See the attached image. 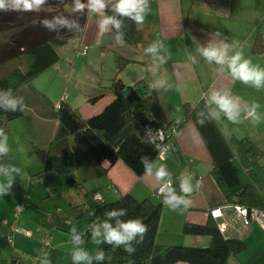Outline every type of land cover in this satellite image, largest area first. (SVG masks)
<instances>
[{"label": "trees", "instance_id": "1", "mask_svg": "<svg viewBox=\"0 0 264 264\" xmlns=\"http://www.w3.org/2000/svg\"><path fill=\"white\" fill-rule=\"evenodd\" d=\"M72 6L73 0H48L39 13L0 12V38H3L0 41V65H11L8 73L0 77V89H11L14 96L23 99L21 110H0V128L9 135V123L24 119L30 155L42 163L41 171L36 176L51 192L63 197L75 220L86 219L89 225L97 218L103 219V214L110 209L125 208L128 214L122 219L138 217L148 226L143 242L134 245L136 251L131 255L121 248L99 246L105 251L104 264H226L230 257L242 252L245 245L241 239L226 238L220 234L213 218L209 217L199 225L185 222L182 230L185 235L208 237L207 247L158 245L156 236L164 205L161 197L157 203L149 199L137 201L129 194L110 201L102 196L93 199L85 192L84 185L106 171L97 169L98 172L90 176L81 171L89 166L98 168L104 161L109 165L121 161L140 177L144 173L140 157L148 156L153 162L158 158L154 146L144 142L145 130L150 128L154 132L161 129L164 140H156V143L168 146L174 131L186 121H191L208 150L212 163L211 177L222 198L221 202L210 205L207 211L231 205L264 212V155L247 138H233L229 142L215 120L200 126L196 122V114H207L210 110L203 99L193 105L184 104L180 122L169 119L159 94L146 79L126 86L116 77L108 87L98 89L96 94L89 97V103L94 104L107 94L112 95L113 99L100 113L87 119L65 100H61L59 107L55 108L56 105H52L29 84L58 61L59 49L70 39L76 38L85 25L87 11L83 14L73 13ZM108 14L113 13L109 11ZM57 15L76 19L80 30L51 32L40 25V20ZM124 23L125 43L135 48L142 42V29L138 30L130 20ZM253 52L264 53V39L259 35L255 39ZM115 62L117 73L134 63L118 55ZM35 98L49 107V117L57 122L56 132L47 150L37 145L31 134L29 116L25 112L27 100ZM9 161L8 154L0 157V165L9 166ZM174 181L179 192V186ZM86 238H90V235Z\"/></svg>", "mask_w": 264, "mask_h": 264}, {"label": "crops", "instance_id": "2", "mask_svg": "<svg viewBox=\"0 0 264 264\" xmlns=\"http://www.w3.org/2000/svg\"><path fill=\"white\" fill-rule=\"evenodd\" d=\"M149 3L151 12L141 28L142 42L135 48L126 43L123 46L115 45L113 34L101 36L97 28L99 17L87 13L85 25L76 37L79 43L73 46L75 44L73 42L71 49L76 58L85 57L84 60H91L89 57L91 56L94 64L99 67L103 63L104 56H109L111 74L107 78L97 76L95 85L90 83V90L87 93H79L80 98L77 104L76 98L71 100L69 96L66 103L70 107L78 110L85 119L100 113L112 101L113 96L107 94L94 104L89 103L88 99L96 94L98 89L108 87L117 77L126 86L143 79L150 84L155 80L167 81L170 85L167 91L163 88L156 91L161 98L166 116L177 122L183 118L184 104L193 105L203 99L208 105L207 97L211 89L226 91L232 96L241 97L248 103H258L260 105L258 111L264 115V88L257 90L233 80L226 72H219L218 66L208 63L198 52V48L226 37V42H236L239 45L237 50L241 51L253 64L264 68V53L253 52L256 37L259 35L264 39V0H149ZM217 32L222 35L216 36ZM154 41L163 43L164 48L159 54L167 59V62L159 68L153 67V57L144 53V48ZM83 46L88 49L86 55L80 56L77 51ZM116 55L134 62L122 68L121 72L124 71L128 75L129 72L135 71L137 81L124 83L125 76L117 73ZM190 56L196 58V63L193 64L189 60ZM32 87L54 105L40 86ZM25 112L30 119L32 134L37 137L40 134L46 136L47 140L44 143L46 147L43 148L47 150L57 128V122L49 117V107L38 98L30 99L25 104ZM19 121L15 120L14 122L17 123L15 125L22 131L26 130L24 119L23 122ZM215 121L229 142L233 138H247L263 154L257 145L258 139L247 130L248 126L245 122L231 124L223 117ZM14 122L9 123L10 132H12L11 127ZM167 149V159L161 161L157 158L154 164L156 166L161 163L166 164L178 186L179 178L184 173H193V184L199 180L201 185L188 196L191 203L186 209L173 211L163 205L156 243L161 246L207 247L208 237L190 236L183 233L185 222L204 224L209 217L213 218L211 212L215 211L216 218L213 219L217 225L227 224L233 218V210L230 205H226L207 211L210 205L221 202L222 198L211 177L212 163L208 150L191 121H186L177 129ZM29 153L30 151H28V157ZM84 169L81 171L82 174L88 176L97 173V169L106 171L100 177L84 185V190L90 198L97 194L96 197L99 195L110 201L117 199L120 195L129 194L137 201L149 199L157 203L159 200L153 196L157 188L153 178L145 172L137 177L121 161L114 165H109L104 161L98 168L89 166ZM24 171L26 176L21 180L22 185L26 184L31 173L29 162L24 167ZM38 173L29 178L32 179ZM44 194L59 193H53L46 187ZM80 221H86L80 230L82 231L88 225V220ZM225 237L241 239L245 245V249L230 257L226 264H264V229L257 221H251L246 228L240 223H234L228 227ZM93 245L95 253L99 246L95 243ZM11 262L26 263L24 259L18 257L16 252L12 253Z\"/></svg>", "mask_w": 264, "mask_h": 264}, {"label": "clouds", "instance_id": "3", "mask_svg": "<svg viewBox=\"0 0 264 264\" xmlns=\"http://www.w3.org/2000/svg\"><path fill=\"white\" fill-rule=\"evenodd\" d=\"M48 0H0V12H35L39 13L47 4ZM62 2V0H61ZM111 5V8H110ZM73 13H87L99 17L97 20L98 32L101 36L113 34L112 38L115 45L125 44L124 32L125 20L133 22L137 29L143 27L146 17L151 12L149 0H73ZM111 11L113 14L109 15ZM37 23V21H33ZM40 25L48 31L56 32L61 29L68 31H79L80 25L76 19H69L63 15L53 16L51 19L39 21ZM222 34L217 32L216 36ZM227 38L219 41L210 42L207 46L198 48V52L204 59L218 66L219 72H226L230 77L240 83L253 87L257 90L264 88V68L255 65L252 61L237 50L239 45L236 42H226ZM164 45L160 41H154L144 48L146 55L153 57V67L159 68L167 62L165 56L160 55ZM189 60L194 64L196 58L190 56ZM170 85L165 80H155L151 88L165 91ZM209 112L207 114L198 112L197 123L203 126L207 122L219 120L221 117L231 124H240L248 120L253 126L264 120L258 110L260 105L252 102L248 103L241 97L232 96L226 91L211 89L207 97ZM23 99L13 95L11 89H0V110L6 112H16L21 110ZM156 133L152 129L145 130L144 142L152 144L158 152L159 159L164 161L168 157L167 146L156 143ZM8 135L3 128H0V157L6 156L10 147ZM162 139V138H161ZM19 151H23L21 147ZM140 163L144 172L152 177L158 189V195L162 203L171 210L186 209L191 201L188 196L198 189L201 185L199 180L193 184V176L184 173L179 178V192L174 186L175 181L172 173L166 164L161 163L156 166L148 156H141ZM22 169L16 166L0 165V175L4 180L0 182V196L10 193V189L15 183L16 174L19 176ZM99 199V197H97ZM128 214L127 209H110L103 214V219L90 223L85 231H79L76 227L71 229V243L73 248L70 252L72 264H104L106 259L103 247H98L95 253H90L86 248L81 247L84 239L90 235L91 240L97 246L108 245L113 249L121 248L128 255L133 254L136 249L135 244L142 243L148 231V226L141 218L122 219ZM41 264H50L47 255L41 258Z\"/></svg>", "mask_w": 264, "mask_h": 264}, {"label": "rangeland", "instance_id": "4", "mask_svg": "<svg viewBox=\"0 0 264 264\" xmlns=\"http://www.w3.org/2000/svg\"><path fill=\"white\" fill-rule=\"evenodd\" d=\"M0 41H3V38H0ZM73 42H75L73 46H77L79 43L77 38L70 39L68 44L66 43L59 49L58 61L29 84V86H40L54 106L64 96H66V100L69 96L71 100L76 98L77 104L78 98H80L79 93H87L90 90V83L95 85L97 76L107 78L111 74L109 56H104L103 63L100 64L101 67L96 66L91 56H89L91 60L74 56L71 49ZM10 69V64L0 65V77L6 75ZM121 71L119 74L122 73L123 77L125 76L124 83L137 81L135 71L129 72L128 75ZM16 120L23 122V118ZM246 121L248 120L244 121L248 126L247 130L256 136L257 145L264 154V120L255 126ZM15 124L17 123H12V132L8 135L9 166L21 168L22 173L19 176L13 174L18 183L13 184L9 194L0 196V264H19L11 262L13 252H16L19 258L24 259L25 264H41V258L45 254L50 260V264H72L70 255L73 248L70 238L71 229L76 227L80 231L86 221L75 220L73 212L60 194H44L46 187L41 178L36 175L32 179L29 178L41 170L42 163L40 160L33 159L30 153L28 157L27 154L31 147L27 130L22 131ZM33 136L37 145L46 147L44 143L47 139L44 134H40L38 137ZM21 147L23 148L22 152L19 151ZM28 162L31 173L28 180L26 179V184L22 185L21 180L26 176L24 167ZM262 162L264 163V157ZM0 180H4V177H1ZM96 195L92 196L93 199ZM17 206H21L19 212L16 211ZM23 232H27V235ZM93 244L91 238H86L81 247L94 254Z\"/></svg>", "mask_w": 264, "mask_h": 264}, {"label": "built area", "instance_id": "5", "mask_svg": "<svg viewBox=\"0 0 264 264\" xmlns=\"http://www.w3.org/2000/svg\"><path fill=\"white\" fill-rule=\"evenodd\" d=\"M87 49L88 48L86 46H83L81 49H79L77 51V54L80 56H84V55H86ZM62 100H66V96H64L62 98ZM58 107H59V104H57L55 106V108H58ZM157 131H159V132L156 134V140L157 141H163L164 137H165L164 132L161 129H158V130L154 131L153 134L156 133ZM175 132L176 131H174V133ZM158 158H159V156H158ZM190 174L194 177L193 173H190ZM153 196L156 198H160V196L158 195V189L157 188L154 190ZM97 197H99V199H100L99 195ZM230 208L233 210V218L230 221V223L217 225L219 233L222 234L223 236H227L228 227L234 223H240L244 228H246L251 221H257L260 224V226L264 229V215H263L264 212H261L258 210L248 211L247 209L242 208L240 206H231L230 205ZM20 210H21V206H17L16 211L19 212ZM214 212L215 211H212L211 213H212L213 218H216L214 215ZM218 216H220V215H218ZM23 234L27 235V232H23Z\"/></svg>", "mask_w": 264, "mask_h": 264}]
</instances>
